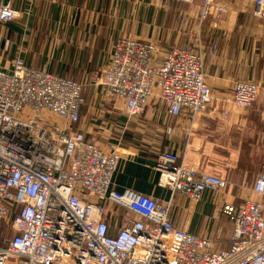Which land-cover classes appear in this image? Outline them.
<instances>
[{
  "label": "built area",
  "instance_id": "1",
  "mask_svg": "<svg viewBox=\"0 0 264 264\" xmlns=\"http://www.w3.org/2000/svg\"><path fill=\"white\" fill-rule=\"evenodd\" d=\"M163 1L202 4L201 22L213 15L218 24L225 13L218 0ZM14 2L0 0V25L18 18ZM253 16L264 19V0H254ZM200 44H176L161 58L156 43L124 36L92 80L130 118L157 100L169 116L187 111L196 127L214 100ZM11 46L5 38L2 52ZM11 63L0 68V264H264V166L254 197L223 205L232 224L223 249L178 228L172 212L176 193L200 201L207 191H225L227 181L165 151L156 169L160 186L172 191L170 201L114 190L123 138L104 149L74 129L83 84L20 57ZM259 93L255 83L237 82L229 103L252 109Z\"/></svg>",
  "mask_w": 264,
  "mask_h": 264
},
{
  "label": "crops",
  "instance_id": "2",
  "mask_svg": "<svg viewBox=\"0 0 264 264\" xmlns=\"http://www.w3.org/2000/svg\"><path fill=\"white\" fill-rule=\"evenodd\" d=\"M218 1L225 13L216 24L213 15L201 22L200 3L15 0L18 18L0 25V68L10 69L12 60L20 57L38 70L83 84L87 106L81 107L75 129L104 149L123 138L113 180L116 191L170 201L172 191L160 186L156 169L165 151L179 155L190 168L227 181L225 191H207L200 201L176 193L172 212L178 228L211 238L226 249L232 224L221 213L223 205H240L254 197L252 187L264 166V19L253 16L254 0ZM128 35L158 43L161 58L176 44L198 48L200 40L214 100L196 127L187 111L169 116L157 100L144 115L130 118L123 103L109 99L95 85L92 74L106 65L114 43ZM5 38L12 42L6 54L1 47ZM241 81L259 86V100L252 109L229 103Z\"/></svg>",
  "mask_w": 264,
  "mask_h": 264
},
{
  "label": "rangeland",
  "instance_id": "3",
  "mask_svg": "<svg viewBox=\"0 0 264 264\" xmlns=\"http://www.w3.org/2000/svg\"><path fill=\"white\" fill-rule=\"evenodd\" d=\"M158 6L160 7V5H158ZM83 99H84V104H83V107H84V106H87V103H86V98H85V96H84V95H83ZM82 109H83V108H82ZM75 128H76V127H75ZM75 128H74V129H75Z\"/></svg>",
  "mask_w": 264,
  "mask_h": 264
},
{
  "label": "trees",
  "instance_id": "4",
  "mask_svg": "<svg viewBox=\"0 0 264 264\" xmlns=\"http://www.w3.org/2000/svg\"><path fill=\"white\" fill-rule=\"evenodd\" d=\"M156 44L159 46L158 43H156ZM170 49H171V48H170ZM170 49H169V50H170ZM169 50H168V51H169ZM166 54H167V53H166ZM164 57H165V56H164ZM164 57H162V58H164ZM92 76H93V74H92ZM92 76H91V77H92ZM117 212H119V209H117Z\"/></svg>",
  "mask_w": 264,
  "mask_h": 264
}]
</instances>
